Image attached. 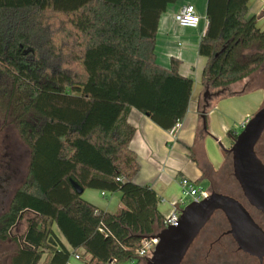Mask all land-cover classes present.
Listing matches in <instances>:
<instances>
[{"label":"trees","instance_id":"16d2710c","mask_svg":"<svg viewBox=\"0 0 264 264\" xmlns=\"http://www.w3.org/2000/svg\"><path fill=\"white\" fill-rule=\"evenodd\" d=\"M175 1L0 0V97L13 100L31 150L9 227L29 217L11 264H69L79 249L84 264H146L137 249L164 218L157 192L134 181L140 165L128 116L135 108L170 130L187 113L193 78L179 73L176 58L170 68L159 65L155 52L160 17ZM250 1L207 2L199 53L214 90L264 66V28L248 16ZM71 180L118 192L121 210L98 209Z\"/></svg>","mask_w":264,"mask_h":264},{"label":"crops","instance_id":"0c3cea01","mask_svg":"<svg viewBox=\"0 0 264 264\" xmlns=\"http://www.w3.org/2000/svg\"><path fill=\"white\" fill-rule=\"evenodd\" d=\"M208 0H176L161 15L156 35V58L159 65L170 68L172 59L180 61L179 73L193 78V91L189 108L176 137L163 129L147 115L132 108L128 122L135 128L130 147L137 154L140 170L134 181L139 185H151L159 197L158 209L163 218L181 199V180L186 177L209 192L221 190V172L228 164L230 148L242 123L249 120L264 104V81L256 83V73L234 83L227 90L215 91L205 85L203 72L208 58L199 53V44L208 28ZM193 4L201 16L198 27H183L175 15L180 9ZM248 16L257 17V25L264 28V0H251ZM211 92L206 108L207 131L203 127L202 112L204 95ZM220 175V176H219ZM205 186H209L208 189ZM86 189L82 197L98 209L118 213L121 208L120 194ZM227 194V193H226ZM162 227V221H161ZM56 229V228H55ZM160 232V231H159ZM65 246L72 247L59 232ZM78 253L83 255L82 249ZM89 256H84L88 258ZM82 258V257H81ZM71 264H84L74 257Z\"/></svg>","mask_w":264,"mask_h":264},{"label":"water","instance_id":"95a60500","mask_svg":"<svg viewBox=\"0 0 264 264\" xmlns=\"http://www.w3.org/2000/svg\"><path fill=\"white\" fill-rule=\"evenodd\" d=\"M32 51L31 48L24 53ZM211 92L204 95L205 105L202 118L203 127L207 131L206 108L209 105ZM264 134V106L248 121L246 126L234 138L230 148L224 151L232 158L233 175L240 185L248 204L264 215V163L256 153V146ZM71 183L78 194L84 188L75 180ZM217 212L226 217L230 234L240 248L260 259H264V229L253 218L247 207L232 195L211 191L201 201H192L182 209L179 223L163 228L154 236L159 243L146 264H181L193 242L209 224ZM113 263V260L110 261Z\"/></svg>","mask_w":264,"mask_h":264},{"label":"flooded vegetation","instance_id":"af4514ba","mask_svg":"<svg viewBox=\"0 0 264 264\" xmlns=\"http://www.w3.org/2000/svg\"><path fill=\"white\" fill-rule=\"evenodd\" d=\"M15 110L12 99L0 97V234L6 235L4 240H0L1 247L4 243L9 245L15 240V227L20 223L21 217L9 227L14 201L17 192L29 182L31 150L20 134V122ZM258 144L256 153L264 163V145L258 147ZM250 207L247 209L264 229V221H258L250 209L256 210L263 218L264 215L256 208ZM205 228L200 233L204 235V239H196L193 242L181 264H264V259L240 248L228 234L230 227L215 226L211 231H205ZM0 254H3L4 260H11L10 253L4 251Z\"/></svg>","mask_w":264,"mask_h":264},{"label":"built area","instance_id":"2783aa9c","mask_svg":"<svg viewBox=\"0 0 264 264\" xmlns=\"http://www.w3.org/2000/svg\"><path fill=\"white\" fill-rule=\"evenodd\" d=\"M175 19L180 26L196 28L199 26L201 22V16L197 13L196 7L193 4H187L183 6L180 11L175 15ZM249 120H246L242 123V129L246 126ZM183 120H178L175 125L169 130L171 136L176 137L179 130L182 127ZM118 180H121L120 178ZM181 188H182V196L181 199L177 202H174L172 211L164 217V228L169 225H177L179 223V219L181 216L182 209L184 206L189 204L192 201H201L207 198L210 194L209 191L200 188L196 181L184 177L181 180ZM107 192L102 191L101 194L103 196L106 195ZM188 198H192V201L188 202ZM159 243V238H149L143 239L137 249V254L144 258L145 260L152 256L155 247ZM73 257L77 260H81L79 254L75 253ZM71 264V262L69 263Z\"/></svg>","mask_w":264,"mask_h":264},{"label":"rangeland","instance_id":"374dc122","mask_svg":"<svg viewBox=\"0 0 264 264\" xmlns=\"http://www.w3.org/2000/svg\"><path fill=\"white\" fill-rule=\"evenodd\" d=\"M57 18H58V22L54 18L53 23L56 24V22H57V28H59V21L61 20V17H57ZM254 76L257 77L256 83H261V82L263 83V81H264V66H263L262 71L260 73L259 72L256 73V75H254ZM3 77L4 76H0V86H3V81H2ZM4 83H5L4 86L7 85V83L5 81H4ZM212 90H214V89H212ZM215 91H217V90H215ZM263 106H264V104H263ZM259 109L260 108H258V110ZM261 145H264V135H263L262 139L260 140L258 147ZM220 174H221V176L220 175L219 176L221 178V190L225 191V193H227L229 195H232V196L238 198L246 206L249 205L243 196V193H242V190L240 188L239 183L237 182V180L235 179V177L233 175V167H232V158L231 157L229 159L227 168L223 169ZM205 188L208 189L209 186H205ZM111 195L112 194L109 193V197ZM190 201H192V198H188V202H190ZM247 207H250V206H247ZM250 210H251L252 214L254 215V217L258 221H264V218L262 217V215L259 214L256 210H253V209H250ZM28 217H29V214H26L25 217L23 218V220H21L20 223H18L17 227H15V231H14L15 240H14V242L12 244H9V245L4 243L2 245V247L0 246V253L5 251L7 253H10L11 256H13L18 251L19 246H20L18 239L24 234V232L26 230V227H27L26 219ZM215 226H223L225 228L229 227L228 221L222 212H217L215 214L212 221L209 222V224L206 226L205 231H211L212 229L215 228ZM201 239H204V235H200L197 238V240H201ZM2 255L3 254H0V264H11V260L9 258L7 260H4ZM41 262H44V260H42ZM136 263L137 262L125 261V262H118V263L114 262V263H108V264H136Z\"/></svg>","mask_w":264,"mask_h":264}]
</instances>
